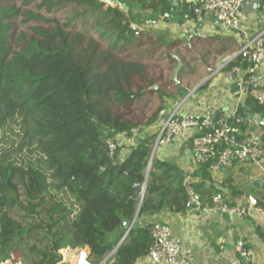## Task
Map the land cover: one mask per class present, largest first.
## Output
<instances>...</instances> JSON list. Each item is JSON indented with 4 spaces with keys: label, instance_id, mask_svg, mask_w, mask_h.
Masks as SVG:
<instances>
[{
    "label": "trees",
    "instance_id": "16d2710c",
    "mask_svg": "<svg viewBox=\"0 0 264 264\" xmlns=\"http://www.w3.org/2000/svg\"><path fill=\"white\" fill-rule=\"evenodd\" d=\"M111 1L0 0V262L16 251L23 264H56L59 249L87 246L99 264L118 243L123 221L188 209L185 171L155 156L146 170L155 133H141L124 156L122 145L109 155L105 140L158 121L172 83L168 64L177 62L169 50L181 44L162 32L135 34L130 23L147 25L165 12L182 23L191 8ZM16 21L24 29L17 31ZM251 64L236 56L222 71ZM254 90L250 84L243 105L225 120L238 127V138L248 127L237 117L264 116ZM145 93L156 95L152 110L133 117ZM208 166L194 173L207 176ZM146 173L140 200L132 191ZM151 243L150 224L134 226L105 264H147Z\"/></svg>",
    "mask_w": 264,
    "mask_h": 264
},
{
    "label": "crops",
    "instance_id": "0c3cea01",
    "mask_svg": "<svg viewBox=\"0 0 264 264\" xmlns=\"http://www.w3.org/2000/svg\"><path fill=\"white\" fill-rule=\"evenodd\" d=\"M243 10L245 22L252 31L264 30V4L260 0H244ZM179 11L180 6L177 12ZM175 17H162L147 23V27L151 29L149 32L153 33L158 29L170 39L181 40L180 46L171 50H186H183V54L171 51V55L181 61V69L186 65L191 76L187 81L180 79L179 69L176 77L179 83L176 84L171 74L172 83L165 89L168 93L164 102L165 111L174 109L188 90L195 89V95L186 100L179 113L197 111L200 105L195 103V99L202 94L204 99L211 102L219 118L226 120L234 109L243 105L249 94L247 89L250 84L256 87L250 94L264 92V60L252 73L249 68L248 71L240 68L238 71H222L238 49L236 33L217 23L207 13L199 17L192 12L184 14L182 23L177 22ZM171 64L168 66L171 67ZM245 73L250 74L247 79L243 78ZM203 83H207V88L199 90ZM233 85H237L234 90ZM249 116L252 117L253 124L248 128L256 133L264 147V126H257L255 121L264 119V116ZM182 139L180 136L173 137L169 143L158 147L153 156L174 161L188 174L186 178L189 184L202 200L210 201L214 193L221 191L228 203L248 207L246 196L253 195L261 211L250 207V214L240 217L190 207L183 213L163 211L137 217L135 226L151 224L154 220L169 225L172 234L181 244L178 264H232L237 257L235 244L238 240H243L252 252L246 264H264V160L258 163H235L216 171L207 170L208 175L202 177L194 173L198 167L194 164L191 150L185 148ZM135 141L125 139L119 155L127 154L128 147ZM144 260L147 262V258Z\"/></svg>",
    "mask_w": 264,
    "mask_h": 264
},
{
    "label": "built area",
    "instance_id": "2783aa9c",
    "mask_svg": "<svg viewBox=\"0 0 264 264\" xmlns=\"http://www.w3.org/2000/svg\"><path fill=\"white\" fill-rule=\"evenodd\" d=\"M105 3L112 6L111 0H104ZM187 3L192 14L201 16L203 13L209 14L214 20L224 26L226 29L238 35V49L233 57L240 56L250 61L249 72L252 73L257 66L264 60V30L252 31L247 22H245L243 3L244 0H169L175 10L179 9L181 3ZM171 13L165 12L162 17L170 19ZM130 28L138 34L139 30L135 23H130ZM232 71H238L233 68ZM176 84L179 81H175ZM243 85H240L242 87ZM195 89L188 90L180 99L178 105L171 111L164 109L159 113V120L148 126H136L130 130V135L126 132L117 136L116 139L107 138L105 143L109 155H114L118 146H121L125 139L136 140L141 133H155V142L152 147L150 158L147 162V169L152 165V157L156 149L164 146L175 136L182 137L183 144L187 150L193 154L194 164H208L209 171H216L221 168L232 166L235 163L260 162L264 160V147L260 138L251 128L245 132V136L238 138L239 129L234 125L228 124L224 119L219 118L217 111L211 102L198 95L195 103L199 109L195 112L184 114L179 113V109L186 100L195 95ZM256 98L260 103H264V92L256 93ZM236 112L234 109L233 114ZM237 122L247 124V127L253 124V119L249 115L236 118ZM264 126V119H258L257 126ZM187 201V208L197 207L203 211L212 210L222 214L237 215L243 217L250 214V207L261 211L258 201L253 195H247L246 201L248 207L242 205L230 204L227 202L223 192L214 193L210 201L202 200L201 196L192 188L187 178L184 180ZM146 191V183L141 185L138 197L142 200ZM136 217L122 222V230L118 243L108 252L99 264H105L115 253L118 246L126 241L131 229L135 226ZM151 246L147 255V264H178L181 253L180 240L177 239L171 231L169 225L154 220L150 224ZM237 257L232 264H246L251 258V250L245 246L243 240H238L235 244ZM61 255L56 264H94L90 260V249L85 247L72 248L63 247L58 250ZM146 261V260H143ZM0 264H23L17 253H11Z\"/></svg>",
    "mask_w": 264,
    "mask_h": 264
},
{
    "label": "rangeland",
    "instance_id": "374dc122",
    "mask_svg": "<svg viewBox=\"0 0 264 264\" xmlns=\"http://www.w3.org/2000/svg\"><path fill=\"white\" fill-rule=\"evenodd\" d=\"M16 2V1H15ZM136 24V23H135ZM16 25H17V31H19L21 28L22 29H24V27H25V25H21L20 24V21H16ZM136 26L138 27V30H147V29H149V31L151 30L149 27H147V25H145V24H139V25H137L136 24ZM86 28H90V24L89 23H86ZM160 31L157 29L156 30V33H159ZM94 35L95 36H100L101 35V33H100V31L99 30H95L94 31ZM112 40H113V37H111V36H106V37H104V41L106 42V43H112ZM195 48V47H194ZM170 49V48H169ZM168 49V50H169ZM183 49V48H182ZM184 50V49H183ZM178 50V49H173V50H169L170 52L171 51H173L174 53H180V54H183L184 53V51H186V50ZM160 51H162V52H164L165 53V51L163 50V49H160ZM168 63V62H167ZM172 68H174L175 66H176V64H175V62H172ZM157 62H155V64H154V72H157ZM181 69V68H180ZM188 68L186 67V65L185 66H183L182 67V69H181V71H180V73H179V75H180V79H182V80H186L187 81V78H189L191 75H189L188 74V70H187ZM160 71H162V70H160ZM165 71H168V69H166ZM170 74H172L173 73V70L172 71H170L169 72ZM194 75V74H193ZM60 82H58V84H59ZM63 85H67L66 84V82H64L63 83ZM150 89H152L151 87L150 88H146L145 90H144V92H147L148 90H150ZM155 101H156V95L155 94H147V93H145L141 98H140V100H139V102L138 103H136V106H135V109L132 111V113H131V115L133 116V117H143V116H147V115H149L150 114V111L152 110V106L154 105V103H155ZM14 253H17L18 254V252H14ZM19 255V254H18Z\"/></svg>",
    "mask_w": 264,
    "mask_h": 264
},
{
    "label": "water",
    "instance_id": "95a60500",
    "mask_svg": "<svg viewBox=\"0 0 264 264\" xmlns=\"http://www.w3.org/2000/svg\"><path fill=\"white\" fill-rule=\"evenodd\" d=\"M121 7H124L123 4H120ZM176 61H177V64L176 66L173 68V73H172V79L173 80H176V77H177V74H178V71L179 69L181 68L182 66V63L181 61L176 58ZM151 88H154L156 89L157 88V85H153ZM255 119V118H254ZM255 121H258L257 119H255ZM146 180H147V173H146V178H145V181L144 183H146ZM141 186L140 185H136L134 188H133V191H132V196L133 197H138V193H139V190H140Z\"/></svg>",
    "mask_w": 264,
    "mask_h": 264
}]
</instances>
